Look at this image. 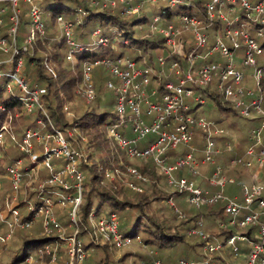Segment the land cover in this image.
Listing matches in <instances>:
<instances>
[{"label":"built area","instance_id":"built-area-1","mask_svg":"<svg viewBox=\"0 0 264 264\" xmlns=\"http://www.w3.org/2000/svg\"><path fill=\"white\" fill-rule=\"evenodd\" d=\"M20 1L21 0H0V30L4 24V14L10 10V26L7 29V36L0 34V50L10 53L11 56L3 63L13 64L15 67L0 73L7 75L6 87L10 91L13 86H19L24 96L20 98L27 106L42 105L45 94L44 88L31 89L23 75L24 60L15 55L20 52L16 46L17 31L20 21ZM30 4V15L33 20L28 41L34 40L36 32L44 33L43 10L36 0H23ZM124 1V0H123ZM142 0L137 4L127 2L126 13L138 12L144 6ZM147 1V0H146ZM155 2L157 0H148ZM171 6L181 4L192 6L193 0H164ZM94 4L100 3L98 0L92 1ZM110 2L115 4V0H105L106 6ZM206 15L199 17L194 12L183 11L176 13L168 25L153 23L152 29L159 31L164 35L166 45L170 49V54L160 55L158 57L161 71L157 72L153 66L143 65L130 57H122L117 61L108 56L98 57L92 61H86L83 65L84 78V96L88 102H92L96 97V88L92 71L95 67H105L112 78L107 82L116 94V109L119 119L127 122L131 128V135L121 133L116 126L110 127V134L118 141L119 145L125 149L130 158L147 159L152 157L159 165L161 170L166 173L170 185L178 191L185 194L189 203L195 206L215 205L221 203L225 207V214L229 216L228 224L235 227L244 228L258 225V238L251 242V250L247 253L246 264H264V183L258 178L255 169L264 166V118L259 125L252 127L249 131L250 144L245 149L244 154H236L231 158L232 164L243 165L253 171L254 181L243 182L241 184L242 197L231 196L226 193V185L235 183V177L225 173L222 165H216L211 182L219 187L216 192H210L203 189L197 180L201 174V164L216 162V154L223 152V147L217 144L213 138L214 134L226 133L225 128L220 127L215 120L209 119L204 115H195L191 112L193 100L194 103H204L205 98L202 93H196L198 88L208 86L214 79H218L219 90L231 99L240 112L247 117H254L255 114L264 115V96L254 95V90L245 84L246 74L242 66H254L252 73L254 79L259 85L260 79L264 76V66H259V55L264 54V48L253 36H264V0H207L203 2ZM155 22H159L161 17L156 15ZM247 20L250 23H247ZM58 23L62 28L67 42L71 48L68 51L67 58L75 59V49L78 46L81 50L84 46L77 42L73 35V22L58 16ZM219 23L220 30L217 33L215 41L210 43L209 27ZM179 25V26H178ZM95 44L97 46L106 44L109 40L107 36L95 31ZM231 42V46L227 43ZM244 46V57L236 56L237 50ZM13 49V51H11ZM23 49H27L23 46ZM177 55L178 58L173 57ZM216 57V58H215ZM183 60V63L179 60ZM186 62L184 63V61ZM6 61V62H5ZM198 62L197 65L195 63ZM169 64L170 73L166 71V64ZM201 63V64H200ZM200 64V65H199ZM154 75H175L176 79L168 78L164 82L162 92L156 86H152ZM231 78L233 82L230 81ZM260 90L261 88L258 87ZM42 101V104H41ZM146 105L147 114L151 118H145L141 112V106ZM39 106V107H40ZM31 107V108H32ZM0 108L4 109L2 104ZM66 107L65 109H67ZM30 109V108H28ZM196 127L206 131L204 156L198 159L196 152L199 148L192 141L195 135ZM8 130V125L3 122L0 126V147L6 146L3 132ZM157 134L155 141L141 146L139 141L144 140L149 134ZM38 132L27 130L19 142L20 148L31 154L34 161L39 159V155L33 152L32 137H37ZM51 137L52 135L49 134ZM45 138V136H43ZM57 141L56 147L46 146L43 151V167L54 171L56 168L53 161L54 157H65L69 163L59 171L53 172L47 179L49 183H59L65 188L71 186L67 176L74 181V194L64 195L62 190L56 189L55 196H46L43 203L37 206L33 199H26V210L28 215L24 216L19 211L18 206L10 207L9 219L6 215L1 216L5 220L9 230L6 233H0V243L6 245L10 242L16 228H31L35 223L42 222L43 231L46 235H58L65 238V229L62 227L55 213L56 199L63 204L71 205L72 227L74 235L71 237L74 241L78 230L77 210L83 198L84 173L79 168L78 159L72 150L64 134L57 130V135L53 136ZM227 141L225 151L233 152L238 143ZM188 147L185 154H181L171 163L169 161L170 151L179 147ZM36 159V160H35ZM22 159L16 160L15 165L8 167L9 173L14 179V185L18 188V183L22 179ZM186 170L189 176H177L176 172ZM119 171V170H117ZM129 175L138 180L146 181L147 178L134 166L127 167ZM115 171L107 170L106 176L114 178ZM128 185L136 191H143V186L134 181H128ZM43 184L40 188H43ZM2 183L0 181V189ZM170 204L180 212L173 198L169 200ZM2 204L0 202V209ZM40 219V220H38ZM95 229L100 235L106 237L117 247H122L132 243L134 238L125 235L120 230V220L116 213L102 216L95 221ZM204 222L199 221L197 225L190 228L189 234L202 237L205 240L204 250L206 256L203 259H180V264H214L212 256L216 254L223 255L226 247L232 249L235 255H239L241 246L239 242L248 240V235L240 232L231 234L226 243L220 241L212 242L211 235L203 228ZM225 226V222L220 223ZM59 232V234H55ZM48 246V245H47ZM41 251H49L48 247ZM79 251L81 247H78ZM75 253V250H73ZM27 260L16 264L28 263ZM144 264H166L163 260H147ZM221 264H230L224 261Z\"/></svg>","mask_w":264,"mask_h":264},{"label":"trees","instance_id":"trees-1","mask_svg":"<svg viewBox=\"0 0 264 264\" xmlns=\"http://www.w3.org/2000/svg\"><path fill=\"white\" fill-rule=\"evenodd\" d=\"M21 1V13L16 43L20 52L15 56L22 57L24 60L23 75L29 87L31 89H45L44 104L43 108L36 107L35 112H28L25 102L20 98L21 94H23L20 91V87L17 85L13 86L9 91L6 87V81L9 77L3 75L0 77V104H2L4 109L0 108V126L3 122L9 120L11 122L10 128L14 133L21 132L19 129L25 126L26 128L21 132L22 134L20 133L21 139L27 130L45 131V133L48 132L52 136H56L57 130H59L64 134L69 147L79 153L76 154V157L79 168L84 173V189L83 198L77 210L78 230L76 238L81 242L83 237H89L86 245H84V249L89 250L90 247H93L94 251H103L104 257L100 261H104L105 264H121V262L126 260L130 252L124 253L121 257H116L118 248H116L115 243L105 242L100 244L96 243L91 237V233L95 229L92 226L91 216H94L97 220L104 215L116 213L120 220V230L125 235H130L133 238L137 239L139 237V241L151 249L147 255V260L157 259L159 257L155 256L162 255L165 250L174 248L182 251L180 259H203L206 256L204 250L205 240L202 237L190 235L189 230L192 226L197 225L199 221L205 222L204 220L206 218L221 216L224 220L223 222H225V226L219 224L218 231L208 229L212 242L216 243L221 241L222 243H226L227 238L236 232L247 234L248 240L240 245L241 250L239 255H235L231 248L226 247V256L230 264H246V255L251 250V242L256 241L258 238V225L239 228L228 224L229 216L225 214V207L221 203L202 206H195L189 203L184 193L169 184L166 173L161 170L152 157L147 159L130 158L126 154L125 149L109 134L110 127L112 126H116L125 135L130 136L132 133L130 125L127 122L123 123L119 119L116 109V94L107 85L108 80L112 76L108 75L107 77H110L108 80L102 74H100L102 75L101 77H97L100 76L97 73H101L102 67H95L98 68L96 70L94 68L96 97L92 103L88 104L83 101L79 106H72L73 109H70L69 112L66 111L64 106L66 101L72 100L75 97L76 88L84 80L82 78V65L87 59L88 61H92L98 57L108 56L117 61L122 57H130L141 61L143 65L153 66L157 72H160L161 66L158 57L160 55L170 54V49L166 45L164 35L159 31H154L152 25L153 23H160L162 26L168 25L173 16L180 11L175 12L170 7L163 8L160 16L161 20L155 22L154 17L156 14L153 17L140 16L141 13H144L145 6L138 12L126 13L125 8L128 5V0H115V4L108 2L106 6L104 5L105 0H98L100 1L98 4H94L92 2L94 0H36L43 10L42 19L45 30L43 34L37 31L34 40L29 42L28 37L33 24L30 15V4L26 1ZM140 1L130 0L129 3L132 4L135 2L137 4ZM161 2L160 0L159 3ZM191 2L192 6L182 4L184 5L182 10L194 12L199 17L204 18L206 12L203 1L193 0ZM9 15L10 10L4 14V24L0 30V34L5 36H7V29L10 26ZM60 15L73 22L74 38L84 46L82 50L78 46L76 47V63L72 69L70 66L71 62L67 59V54L71 46L67 42L66 36L58 23V16ZM162 18L165 19L162 20ZM97 29L100 30L102 35L109 38L106 44L99 46H108L102 53L100 51L101 48H97V45L91 47L95 37L94 33ZM116 45L124 47L125 51H120L116 55ZM23 46H26L27 49L24 50ZM8 55L9 53L0 51V58L7 57ZM173 57L178 58L177 55ZM179 60L183 63L181 58ZM49 63L54 64V74L51 71H47L51 67ZM197 64L198 62L195 63V65ZM8 65V67L3 66V69L0 68V70L6 71L14 68L15 62ZM169 66L167 63L166 71L168 73H170ZM168 78L176 79V76L154 75L152 86H156L162 92L164 90V82ZM217 83L218 79H214L208 86L198 88L196 93H202L205 102H197L195 105L208 104L210 107L215 108L219 114L221 111H224V115L220 114L214 120L223 128H225L223 126L225 121H230V124L236 127V133L239 135V141L241 142L240 144L247 147L250 144V129L259 125L264 115L258 114L254 117L243 115L235 106V103L219 90ZM245 83L254 90V95L264 96V76L260 79L259 85L253 75L251 80L246 77ZM258 87L261 89L259 90ZM5 90L7 93H4ZM190 102L194 103L193 100ZM114 106L115 112L113 109L111 110ZM192 111L193 109H191ZM10 114H12V118H8ZM36 117H38V120ZM206 117L211 119L209 116ZM241 118L244 119V122L240 127L236 122ZM20 123H23V125H20ZM15 128L17 131H15ZM205 136L206 131L196 127L192 143L204 149ZM36 138L35 136L32 137L35 144L39 142L35 140ZM213 138L224 150L222 153L215 155L216 162L214 164L210 162L205 163L209 166L205 171L207 170L212 173L216 165L220 164L223 166L225 173L235 176L236 183L241 186L243 182H246L244 175L251 170L243 165L232 164L231 158L234 154L225 151L226 142L233 141V136L229 135L226 131V133L214 134ZM13 146L15 148H7L1 151V180L7 179L5 176L8 166L13 165L19 158L23 157L26 160V166L24 165L23 171H27V167L33 161L31 154L20 148L19 142H15ZM99 148L104 152L102 155L98 151ZM188 150L189 148L185 147L183 153L185 154ZM33 151H36L35 147ZM42 155L39 156L38 160L43 158ZM54 158L56 161L54 163L58 166H55L54 171L49 172V177H51L53 172L59 171L69 163V160L65 157ZM169 161L173 163V159L169 158ZM129 165L136 166L147 178L146 181H142L131 175L129 176L132 181L143 186V191H136L131 188L127 181H124L121 175H119L120 173H116L118 177H121L117 179H109L106 176L107 170H121L120 172L125 171L128 174L127 167ZM202 166L203 164H201V168ZM206 173L200 174V186L203 189L209 188L211 190L210 192L218 191L219 189L217 187L210 184L209 177L211 173L210 175H206ZM204 174L205 176H203ZM176 175L179 177L182 175L189 176L186 170L178 171ZM47 178L43 181L45 183L43 188L39 187L30 194V197H33V201L37 206L43 203L46 196L54 197L56 189L62 190L64 195L74 194L75 186L71 178L68 179L71 184L69 188H65L59 183H49ZM227 191L230 192L229 190ZM171 198L174 199L178 206L185 199L195 211L186 209V211H182L184 215H180V212L170 204L169 200ZM25 215H28L27 210L24 213ZM131 221L135 224V230L133 233H126L125 231ZM39 223L38 225L34 224L29 229L16 228L11 240H13L19 231V242L16 249L22 246L25 250L19 256L16 254L15 249L7 264H16L28 257L30 254L27 252V249L32 243H45L48 245L65 239L58 235H46L43 231L42 222ZM69 224H71V227L69 228L67 225L68 228L65 233L71 236L74 231L71 218ZM2 225L5 226V222H0V228ZM34 226L37 227L35 228ZM33 227L35 231H29ZM139 227L143 228L142 233L138 231ZM6 231L8 230L6 229ZM6 231L2 232L6 233ZM3 246H7V244ZM80 247L82 250L81 245ZM75 253L77 254V250ZM77 258H79V254ZM212 258L217 262L224 261L220 254L214 255ZM241 258L244 260L241 261ZM163 261L168 264L166 260Z\"/></svg>","mask_w":264,"mask_h":264},{"label":"rangeland","instance_id":"rangeland-1","mask_svg":"<svg viewBox=\"0 0 264 264\" xmlns=\"http://www.w3.org/2000/svg\"><path fill=\"white\" fill-rule=\"evenodd\" d=\"M125 1H127V0H125ZM159 1L160 0H157L155 2H149L148 0L147 1L145 0L143 4L146 8H145L144 13H141L140 16L141 17H144V16L153 17L155 14L161 16L163 8H167V7H170L171 10H173L175 12H179V11L181 12V8H183V6H184L182 4L179 6H171L168 2H166L164 0H161L162 1L161 3H159ZM202 1L206 2L207 0H202ZM21 2L22 1H20V4H21ZM134 3H132V4H134ZM164 19L165 18H162V20H164ZM247 23H250V21L247 20ZM219 30H220L219 23H214L209 27V29L207 31L210 34V43H213L215 41V38H216ZM253 36L257 39L259 44L264 48V36H261V37L257 36V34L255 32L253 33ZM95 39H96V37H94V41L92 42L93 45H91V47L94 45L96 46ZM227 43L230 46L232 45L231 42L228 40H227ZM107 47L108 46H102V47L98 46L97 48H101L100 51L102 53V51H104V49H106ZM0 51H2V50H0ZM120 51H125L124 47L116 45V55ZM10 56H11V52L9 53V55L7 57L0 58V61L7 60ZM236 56L239 58L244 57V46H242L239 50H237ZM68 60L71 62L70 66L72 69L76 63V55H75L74 60H72V59H68ZM87 61H88V59H87ZM8 64L9 63L1 64L2 66H0V68L3 69V66L8 67L9 66ZM49 64H51V63H49ZM83 65H84V62H83ZM258 65L262 66V67L264 66V54L259 55ZM239 66L242 67L246 76L248 78H250V80H251L252 73L254 72V66H242L240 62H239ZM53 67H54V64H51L50 69L47 71H51L53 73V69H54ZM96 69H98V68H95V70ZM101 69H102L101 73H97V75L102 74V75L106 76V78L108 80L110 77H107V76L111 75L110 72L105 67H102ZM6 71H8V70H6ZM6 71L0 70V73H4ZM92 75L94 78V75H95L94 69L92 71ZM102 75L97 76V77H101ZM2 76L3 75L1 74L0 77H2ZM83 77L84 76H82V78ZM230 81L233 82V79L231 78ZM94 84H95V81H94ZM84 87H85V83H84V80H82V82H80L79 86L75 90V93H76L75 97L72 100L66 101L64 103L65 108L68 107L66 109L67 112H69L70 109H73L72 106H75V107L79 106L81 103H83V101L85 103L87 102L88 104L92 103V102H88V100L84 96ZM248 87H250V86H248ZM4 93H7V91L5 90ZM21 96H24V95L21 94ZM42 100H43V104H44V97ZM41 104H42V101H41ZM211 105H213V104H211ZM39 106L37 104H35L33 107L31 106L32 108L30 106H27L26 110L28 112L29 111L35 112L36 107H39ZM41 106L39 108H42ZM28 108H30V109H28ZM112 109L115 112V106L112 107L111 110ZM192 109H193V111H192L193 114L209 116L213 120L217 119L220 114H223V115L225 114L224 111H221L219 114V112H217V110L215 108L210 107L208 104L196 106L195 103H192ZM146 111H147V107H146V105L143 104L141 106V112H142L143 117L151 118V117H149V115L147 114ZM8 118H12V114H10V116ZM36 118L38 120V117H36ZM243 122H244V119L241 118V119L237 120L236 124L241 127L243 125ZM5 123H6V125H8V130L3 132V137H4V141H5L6 146L4 148L0 147V155H1V151L3 149L15 148V146H13L15 142L21 143V138H20V136L22 134L21 132L26 128L25 126H22V129H19V130H21V132H15L14 133L12 131V129L10 128L11 122L9 120H6ZM230 123H231L230 121H225V123L223 124V126L225 127V130L227 131V133L229 135L233 136V140H237V139L239 140V135L236 133V131H237L236 127H233ZM20 125H23V123H20ZM9 129H11V131H9ZM15 131H17L16 128H15ZM36 132H38V131H36ZM109 134H110V131H109ZM43 136H45V138ZM156 138H157V134H155V133L149 134L144 139L146 141V145L155 141ZM35 140L39 141V142L35 144V142H33V140H32L33 146L35 147V150H36L33 152H35V154H37L39 156H41L43 151H45L46 146H50V147H56L57 146V141H56L55 137H53V136L50 137L49 133L48 132L45 133V131L38 132L37 138ZM40 143H42V144H40ZM98 151L100 152L101 155H102V153H104L101 148H99ZM203 155H204L203 149L200 148V151L197 153V158L202 159ZM21 159H22V166H21L22 179L18 183V188H16L17 186L14 185L15 181H14L12 175L9 173L8 168H7V173L5 176L7 179H2V180L0 179V181L2 183V187L0 189V202H1V204L3 203V207L0 209V222H3V223L5 222V220H2V218H1L2 214L6 215L5 219H9L11 217L10 211H9L10 207L18 206L20 213L24 214L26 211V207H27L25 200L26 199H33V197H30L31 192L36 191V189L39 188L40 185H42V184L45 185V183L43 181L47 177L49 178L50 170L46 167H43L42 159L41 160L35 159L36 161H34V162L32 161L31 165H29L27 167V171H23L26 160L23 157ZM134 160H136V159H134ZM53 161H55V158H53ZM137 161H139V160H137ZM15 162L13 165H15ZM56 166H58V165H56ZM120 171L121 170L115 171L114 178H112V179H117V178L122 177L124 181H127V182L131 181V178L129 177L130 175L126 174L125 171H122V172H120ZM116 173H118V174L120 173L119 175H121V177L120 176L118 177V175H116ZM70 178H71L70 176H67L65 178V180L70 179ZM235 192L236 193L238 192L239 195H242L240 185L238 187V191L236 190ZM179 206L177 205V207H179L181 212L186 211V209L195 211L194 209H192L190 207L191 205L189 203H187L185 201V199H184V201H182L181 205H179ZM70 210H71V205L63 204L62 202H59V201L55 202L56 216H57L58 220L60 221L62 227L65 229V231L67 230L68 227L69 228L71 227V224H69L70 218H71ZM183 212H182V215H184ZM159 213H160V211H159ZM206 219L204 220L205 222H204V227H203L206 232H208V229H211V231H218L219 224L222 221H224L221 216L214 217L213 221H207L206 222ZM38 220H40V219H38ZM91 221H92V226L94 229L95 223H96L95 222L96 218H94V216H91ZM38 224H40L39 221L36 225H38ZM67 225H68V227H67ZM34 227L36 228L37 226H34ZM34 227L32 229H30L29 231L34 232L35 231ZM6 229L9 230L8 226L6 227V222H5V226L2 225L0 228V233L2 231H6ZM142 229L143 228L139 227L138 231H140L142 233ZM134 230H135V224H133V221H131V223L128 225V228L125 232L126 233H133ZM2 233H5V232H2ZM55 234H59V232H56ZM91 234H90L91 237L94 239V241L96 243L103 244L105 242H111L106 237H104V236L100 235L98 232H96L95 229H94V232ZM18 235H19V231L17 232V234L15 235L13 240H10V242L7 244V246H3V244L0 243V264H7V262H9L10 257L13 254V251L18 246V242H19ZM73 235H74V233H72L71 236H68L67 234H65V236H64L65 239H62V241L60 240V241H56V242H53L51 244H48L47 247H48L49 251H47V252L41 251V249L46 248L47 244H45V243L33 244L32 243L27 249V252H29L30 255L24 259V260L28 259V261H27L28 263H25V264H105L104 261L103 262L100 261L104 257L103 251H94L93 247H90L89 250L84 249V245H86V242L88 241L89 237L85 236L82 238L81 242H79L77 240V238L75 239V241L71 238ZM242 243L243 242H241L240 245ZM79 245L82 246V250H83L82 252L78 250ZM116 248H118V250L116 252V257H121L124 253L130 252L129 255L127 256L126 260L124 262H121V264H144V262L147 261V255L151 251V249L149 247L144 246L143 243H141L139 241V237L137 239L134 238L132 243L129 245H125L122 247H116ZM24 250H25V248L20 246L18 249H16V254L20 256L24 253ZM73 250H75V251L77 250V254L73 253ZM154 253H155V251H154ZM154 253H151V254H154ZM78 254H79V258H77ZM181 256H182V251L174 248V249L165 250L162 255L155 256V257H159L157 259L161 258V260L162 259L166 260L168 264H180ZM240 260L243 261L244 259L241 258Z\"/></svg>","mask_w":264,"mask_h":264},{"label":"crops","instance_id":"crops-1","mask_svg":"<svg viewBox=\"0 0 264 264\" xmlns=\"http://www.w3.org/2000/svg\"><path fill=\"white\" fill-rule=\"evenodd\" d=\"M247 77V76H246ZM246 77H245V80H246ZM245 84H247V83H245ZM247 86H248V84H247ZM257 114H255V116H256ZM263 141H264V137H263ZM235 142L236 143H238V146L236 147V149H235V151L234 152H232L234 155L233 156H235L236 154H244V152H245V149L247 148V147H245V146H243V145H241L240 143V141L237 139V140H235ZM139 145H141V146H145L146 145V141L145 140H141V141H139ZM198 147V146H197ZM186 148H188V147H186ZM199 148V147H198ZM185 151V146L184 147H179V148H177V149H175V150H173V152H171L170 153V158L171 159H173V162L175 161V158H176V156L177 155H180V154H184L183 152ZM199 151H200V148H199ZM199 151H197L196 152V155H197V153L199 152ZM187 152V151H186ZM207 167H209L208 165H206V164H203V166H202V168H201V173H206V172H208L207 170L205 171V169L207 168ZM204 171V172H203ZM213 172H214V170L212 171V173L211 172H208V173H206V175H210V173H211V175H210V177H209V181H210V184L212 185V186H214V187H217L218 189H219V187L218 186H216V185H214L212 182H211V178H212V176H213ZM254 172L255 173H258V178H260V180L264 183V166L262 167V168H260V169H255L254 170ZM253 174V171H249V172H247V174H245L244 175V178H246V182H252V181H254L255 179H254V176L252 175ZM200 176L201 175H199V177H197V180H198V182H199V185H200ZM203 176H205V174L203 175ZM229 176H231V177H235V176H233V175H229ZM239 185L240 184H237L236 183V181H235V183H228L227 185H226V189H225V191H226V193L227 194H229V195H231V196H237L238 198L240 197H242V195H239V193L237 192H235L236 190L238 191V187H239ZM229 186V187H228ZM228 187V188H227ZM207 190L208 191H211L209 188H207ZM227 190H229L230 192H227ZM216 192V191H215ZM213 193V192H212ZM213 217H210V218H207L206 219V222L207 221H213ZM36 225V224H35ZM221 242V241H220ZM51 244V243H50ZM227 252L225 251V253L222 255V258L224 259V261L226 260V261H229L228 259H227ZM215 261V260H214ZM224 261H222L221 260V262H217V261H215L214 262V264H221L222 262H224Z\"/></svg>","mask_w":264,"mask_h":264},{"label":"bare ground","instance_id":"bare-ground-1","mask_svg":"<svg viewBox=\"0 0 264 264\" xmlns=\"http://www.w3.org/2000/svg\"><path fill=\"white\" fill-rule=\"evenodd\" d=\"M150 140V139H149ZM151 160V159H150Z\"/></svg>","mask_w":264,"mask_h":264}]
</instances>
